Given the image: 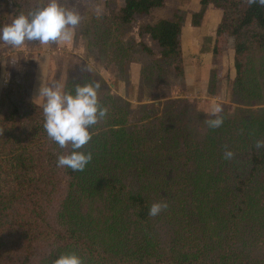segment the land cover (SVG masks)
Segmentation results:
<instances>
[{
	"label": "trees",
	"instance_id": "trees-1",
	"mask_svg": "<svg viewBox=\"0 0 264 264\" xmlns=\"http://www.w3.org/2000/svg\"><path fill=\"white\" fill-rule=\"evenodd\" d=\"M45 0H0V27L11 15L38 9ZM97 2V1H96ZM165 0H122L97 14L90 3H60L81 16L74 28L88 54L124 74L134 53L152 57L143 41L124 42L116 28L163 6ZM222 12L213 55L232 42V92L264 103V6L249 0H200L191 24L200 26L208 7ZM187 12L139 27L159 48L151 70L183 74L181 35ZM132 59V58H131ZM69 71L66 91L99 81L107 115L91 128L81 151L92 159L83 171L58 167L60 148L43 127V103L31 99L32 74L11 77L0 94V264H53L75 251L83 264H264V107L189 132L169 105L139 107L113 95L104 80ZM161 73V74H160ZM171 109V110H170ZM165 110V111H164ZM200 121L202 114L199 113ZM139 121V122H138ZM193 135V136H192ZM231 151V159L225 153ZM167 203L157 216L150 206Z\"/></svg>",
	"mask_w": 264,
	"mask_h": 264
},
{
	"label": "rangeland",
	"instance_id": "rangeland-1",
	"mask_svg": "<svg viewBox=\"0 0 264 264\" xmlns=\"http://www.w3.org/2000/svg\"><path fill=\"white\" fill-rule=\"evenodd\" d=\"M199 1L165 0L163 6L151 10L147 15L137 16L130 25L117 27L116 34L120 35L124 42L131 39L143 41L153 52L152 57L140 52L134 53L128 66L124 68L123 75H119L118 70L112 66L105 65L103 58L99 56L87 58L89 53L86 52L82 40L74 36V29H71L72 38L68 41L48 44L25 41L18 47L0 41V94L11 77L21 81L25 72H30L31 99L33 101L34 93V99L43 102L42 97H37L40 78L45 85L52 82L64 86L69 71L75 72L74 74L81 70L84 73L94 71L104 80L105 86L113 95L129 102L133 111L132 121L140 116L139 107L143 105H153L158 109L157 115L160 116L163 104L171 102L169 105L172 113H180L184 125L189 132L194 133V136L204 132L206 116L212 115V109L216 104L222 105L223 111L233 117L248 109L263 108L264 103H258L257 99L246 101L247 99L243 100L232 92L234 79L232 42L229 40L226 46H222L218 55H213L221 10L210 5L200 26H192L191 15L199 10ZM75 2V7L79 9L90 3L97 14H102L107 8L117 10L122 5V0H75ZM178 9L187 12L181 35L183 74L175 76L163 71L162 77L159 78L157 72L151 70L153 60L159 58V48L148 35L139 36V27L147 23L153 24L159 19L171 18ZM12 20L9 15L3 26L10 24ZM199 113L202 114L201 121L197 116Z\"/></svg>",
	"mask_w": 264,
	"mask_h": 264
},
{
	"label": "clouds",
	"instance_id": "clouds-1",
	"mask_svg": "<svg viewBox=\"0 0 264 264\" xmlns=\"http://www.w3.org/2000/svg\"><path fill=\"white\" fill-rule=\"evenodd\" d=\"M250 4L264 6V0H249ZM81 21L80 14L63 6L60 0H45L38 9L18 14L10 24L0 27V41L10 46H22L25 41L48 44L68 41L72 31ZM99 81L77 84L74 92H69L60 84H44L40 78L38 96L44 99V124L48 137L60 148L71 146V151L57 159L58 167L73 171H83L92 159L91 152L81 151L91 139V128L107 115V109L99 101ZM223 107L216 104L212 109L213 119L208 120L210 128L222 125ZM258 148L264 147V140H257ZM233 153L227 151L225 159ZM167 203L157 201L149 208V215L157 216ZM53 264H83L81 256L75 251L60 254Z\"/></svg>",
	"mask_w": 264,
	"mask_h": 264
},
{
	"label": "crops",
	"instance_id": "crops-1",
	"mask_svg": "<svg viewBox=\"0 0 264 264\" xmlns=\"http://www.w3.org/2000/svg\"><path fill=\"white\" fill-rule=\"evenodd\" d=\"M33 101H35V103H37V104H41L42 103V100L41 101H37V100L34 99V93H33Z\"/></svg>",
	"mask_w": 264,
	"mask_h": 264
}]
</instances>
